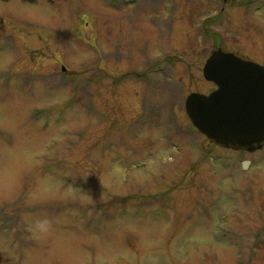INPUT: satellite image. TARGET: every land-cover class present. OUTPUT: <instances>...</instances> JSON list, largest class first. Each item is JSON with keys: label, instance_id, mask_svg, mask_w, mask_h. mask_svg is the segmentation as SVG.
Returning a JSON list of instances; mask_svg holds the SVG:
<instances>
[{"label": "rangeland", "instance_id": "374dc122", "mask_svg": "<svg viewBox=\"0 0 264 264\" xmlns=\"http://www.w3.org/2000/svg\"><path fill=\"white\" fill-rule=\"evenodd\" d=\"M115 4L0 0V264H264V148L209 144L185 110L215 89L196 26L222 5ZM245 24L210 31L264 49V10Z\"/></svg>", "mask_w": 264, "mask_h": 264}, {"label": "water", "instance_id": "95a60500", "mask_svg": "<svg viewBox=\"0 0 264 264\" xmlns=\"http://www.w3.org/2000/svg\"><path fill=\"white\" fill-rule=\"evenodd\" d=\"M203 74L217 88L186 98L192 124L226 148L260 149L264 144V66L218 49L207 59Z\"/></svg>", "mask_w": 264, "mask_h": 264}, {"label": "flooded vegetation", "instance_id": "af4514ba", "mask_svg": "<svg viewBox=\"0 0 264 264\" xmlns=\"http://www.w3.org/2000/svg\"><path fill=\"white\" fill-rule=\"evenodd\" d=\"M116 2L115 5H108L109 7L115 9V11H120L122 10L124 7H134L135 9L139 10L140 6H147V9H153L155 7L156 4H163L164 6V16L163 19H165V21H169L172 20L173 18H175V12L177 10V8L179 7H183L184 9L188 8L191 10V12H188V14H197L199 12H194L195 9L196 11L198 9H202L204 4L206 3V1H210L211 5L208 6L209 8H215L217 5H222L220 10H214L212 14L208 15L206 17V20L204 21H199L198 18V22H197V32L198 35L200 36H207L210 37L212 39H214V47L215 50L218 49H222L226 52H231L233 54H235L236 56L247 60V61H252L255 62L261 66H264V59L262 60L261 56H263L264 54V49L259 48L257 49H251V48H246V42L242 39L238 40L236 43L238 44L239 49L241 50H237L235 49H225L222 47V45L220 44V40L221 38L219 37V35H217L216 32H212L210 31V27L214 24H218L219 21H229V23L238 26V30L240 29V27L242 28H250V31L252 29V31H257V26L256 24H251L250 26H247L246 21L248 18H256L257 16H259V14L261 13V11L264 10V0H113ZM215 4V5H214ZM216 9V8H215ZM198 16V14L196 15ZM238 20V21H237ZM154 24V22H153ZM212 33V34H210ZM243 50V51H242ZM213 51V52H214ZM212 52V53H213ZM244 52V53H243ZM211 53V55H212ZM253 53L254 56H250V54ZM260 54V55H258ZM210 55V56H211ZM209 56V57H210ZM180 57L179 55H175L174 53L172 54H168L165 55L164 58H162L161 60H158L156 62H148V66H153L155 64L161 65V64H174V65H178V62L180 61ZM207 61V60H206ZM137 77V76H135ZM140 82L143 80L145 82H147L148 84L151 83L150 81V76H141L138 77ZM216 88V86H215ZM144 123H147L145 120H143ZM195 128V127H194ZM197 130V129H196ZM207 143L209 144H215L214 142H211L210 140L207 139ZM217 147H219V145L216 144ZM221 147V146H220ZM196 148L198 150L202 149V145H196ZM223 148V147H222ZM264 148V146H263ZM262 148V149H263ZM225 149V148H224ZM229 150V149H228ZM232 151H236V152H244L246 150H234V149H230ZM261 150V149H260ZM257 152V151H255ZM253 152V153H255ZM246 153L248 154H253L250 153L248 151H246ZM213 156V154L210 155V157Z\"/></svg>", "mask_w": 264, "mask_h": 264}]
</instances>
